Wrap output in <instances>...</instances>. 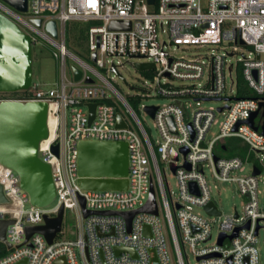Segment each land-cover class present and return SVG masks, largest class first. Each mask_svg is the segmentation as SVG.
Returning a JSON list of instances; mask_svg holds the SVG:
<instances>
[{
	"label": "built area",
	"instance_id": "2783aa9c",
	"mask_svg": "<svg viewBox=\"0 0 264 264\" xmlns=\"http://www.w3.org/2000/svg\"><path fill=\"white\" fill-rule=\"evenodd\" d=\"M0 10L29 35L32 45L35 35L50 42L56 48L53 56L61 65L58 84L43 88L32 80L31 94L0 97L47 103L48 120L51 117L53 123L48 124L47 137L39 142L38 156L50 165L55 188L51 207L32 206L16 172L0 163V184L8 199L0 203V219L14 220L6 227L5 238L11 247L0 256V264H188L187 249L195 264H261L258 236L264 231V0H27L25 13L1 4ZM33 18L41 19L40 26L31 22ZM49 20L55 21L57 37L45 28ZM68 20L100 22L87 31L88 51L90 56L95 54L97 67L118 73L124 58L153 64L146 70H157L155 93L168 100L162 105H143L149 116L145 107L155 106L151 118L158 133L156 143L118 90L66 47ZM112 21H128L129 27L110 29ZM190 48H203L204 52L190 57L177 54ZM67 57L80 65L76 66L82 71L80 79L75 80L73 75L66 78ZM86 77L92 81L85 82ZM240 79L254 97L236 96ZM108 91L123 103L130 119L116 108ZM204 100L223 103L215 108L192 107V103ZM87 103H95L91 121ZM254 112L257 114L250 125L245 121ZM116 114L125 126H117ZM218 114L223 115L222 120ZM213 125H217V132L209 135ZM229 139L245 147L241 155L226 153ZM81 140L127 143L126 176L89 177L126 179L125 189H84L79 185L77 143ZM53 145L58 146L57 155ZM160 161L176 178L175 197L164 183ZM206 168L213 184L206 177ZM221 182L235 184L242 198L241 213L235 208L228 215L220 211L211 193ZM151 187L157 214L139 211L128 223L120 213L145 205ZM209 203L215 205L218 214L206 212ZM60 207L63 214L65 209L76 211L75 239L57 237L63 232L62 224L51 243L39 232L26 239L27 226L45 224L44 214L54 217ZM215 221L216 233L210 241Z\"/></svg>",
	"mask_w": 264,
	"mask_h": 264
},
{
	"label": "water",
	"instance_id": "95a60500",
	"mask_svg": "<svg viewBox=\"0 0 264 264\" xmlns=\"http://www.w3.org/2000/svg\"><path fill=\"white\" fill-rule=\"evenodd\" d=\"M152 2V0H148ZM1 5L8 6L13 10L25 13L27 11V0H0ZM31 22L40 26L41 19L33 18ZM110 29L128 28V21H112ZM46 30L57 37V29L54 20H49L45 26ZM90 58L94 61L95 54ZM135 66L140 69L152 68V63L136 62ZM112 70H115L112 68ZM71 73L75 80L81 78L82 71L76 66H71ZM86 77L85 82H91ZM32 82V43L30 37L9 16L0 10V92H16L27 90ZM263 105V103H260ZM89 121L94 116L95 103H87ZM222 107H219L221 110ZM145 110L152 116L155 106H146ZM257 112L245 121L252 125V120ZM263 115V113H262ZM117 126H125L119 114H116ZM237 125L234 129L237 128ZM48 135L47 103L45 101H26L5 99L0 100V163L9 167L19 177L20 187L27 193L29 204L35 207L49 205L55 196V188L52 180L50 165L42 161L38 156L39 142ZM78 160L77 172L78 183L84 189H125L127 180L120 178L91 179L90 176L122 177L128 173V149L124 141H96L81 140L77 143ZM53 152L58 154V146H52ZM175 158V155H174ZM216 159V157H215ZM188 168V167H187ZM172 169H174L172 167ZM258 173V170H254ZM193 188V184H190ZM2 185L0 184V203H6ZM208 214H218L215 205L209 203L205 206ZM145 211L157 214V203L155 193L151 187L150 195L140 208L132 211L122 212L127 222L132 216ZM110 213V212H103ZM89 214V211H84ZM63 219V208L60 207L56 216L49 217L44 214L45 224L27 226L26 239L34 232H39L51 243L61 229ZM13 219H0V242L7 248L10 244L6 241L5 232L8 224ZM248 227V224H246ZM257 231V228H256ZM235 232L230 235L232 237ZM219 238V243L222 240ZM154 258V251L151 250ZM155 259V258H154ZM59 263V260L56 261Z\"/></svg>",
	"mask_w": 264,
	"mask_h": 264
},
{
	"label": "rangeland",
	"instance_id": "374dc122",
	"mask_svg": "<svg viewBox=\"0 0 264 264\" xmlns=\"http://www.w3.org/2000/svg\"><path fill=\"white\" fill-rule=\"evenodd\" d=\"M100 22L98 21H77V20H68L65 24V45L66 47L74 53L78 58L82 59L88 65L93 66L104 78H106L122 95V97L128 102L131 106L139 120L141 121L145 131L151 138L153 143H156L158 139L157 129L154 126V120L149 116L144 110L143 105H162L167 103L168 100L165 97L156 95L155 91V80L154 78L157 75L156 69H143L140 70L135 66V63L139 61L137 58H124L122 59V65L117 67V72L109 71L106 67L100 68L95 65L93 60L90 58V53L88 51V43H87V31L88 27L91 25H98ZM35 43L32 45V80L40 84V87H49L52 85H56L61 80V65L60 60L53 56V51L56 48L48 41L40 37L39 35H35ZM203 48H190L187 52H177V54L184 53L186 56L203 54ZM240 56L237 54L236 57ZM71 66L80 67L78 62L71 58L67 57L65 60V74L66 78L70 79L72 76ZM88 75L94 77L96 81L98 78L90 73L88 70L86 71ZM163 80V78H161ZM177 84V81H174ZM252 90H247L248 93H251ZM32 89L28 88L27 90H21L17 92H0V97L3 96H22L31 94ZM109 93V91H108ZM111 94V93H109ZM113 95V94H111ZM114 104L116 108L128 119H130V114L128 113L126 107L123 103L113 95ZM223 102L221 100H204L199 102V104L192 103V107L198 108H208L218 107ZM191 109V108H190ZM189 109V110H190ZM218 119L222 120L223 115L218 114ZM70 120L67 117V126H69ZM217 125H213L209 130V135H213L217 132ZM231 152L230 149H227L226 153L229 154ZM159 166L161 169V173L164 179L165 185L167 184L169 191H171V196L175 197L177 195V186H176V178L173 176L168 165L162 161L159 162ZM249 164L245 166V171L248 172ZM205 174L210 184L214 183V180L208 171L205 169ZM212 197L215 200L217 206L223 215L232 214L234 208L237 212H242V198L236 190V186L234 183H226L221 182L218 183L216 189L212 190ZM157 200L160 202L159 193L156 192ZM29 204H25V208H28ZM48 207H51L49 205ZM195 211H199V208H194ZM160 217L165 226V220L163 219V209L160 205ZM219 217V221L221 220ZM218 221V220H217ZM217 221L213 224L212 227V239L213 241L216 228ZM78 225V219L76 215V211L74 209H65L63 214V222L62 228L63 232L60 233L57 237L59 239H70L73 240L76 238V230ZM258 249L260 254L261 264H264V231L259 232L258 236ZM9 252V248L2 242H0V256ZM187 253V263L195 264V259L192 253L189 250H186ZM185 259V263H186Z\"/></svg>",
	"mask_w": 264,
	"mask_h": 264
},
{
	"label": "trees",
	"instance_id": "16d2710c",
	"mask_svg": "<svg viewBox=\"0 0 264 264\" xmlns=\"http://www.w3.org/2000/svg\"><path fill=\"white\" fill-rule=\"evenodd\" d=\"M236 96L237 97H254V94H252V93L250 94L246 91V88H245V86L241 80L240 85H239L238 89L236 90ZM52 123H53V120L50 117L49 121H48L49 126H51ZM227 145H228L227 149L231 150L229 155H233V154L241 155L245 150V147L243 145H241L240 142L236 139H229L227 141Z\"/></svg>",
	"mask_w": 264,
	"mask_h": 264
},
{
	"label": "bare ground",
	"instance_id": "6f19581e",
	"mask_svg": "<svg viewBox=\"0 0 264 264\" xmlns=\"http://www.w3.org/2000/svg\"><path fill=\"white\" fill-rule=\"evenodd\" d=\"M49 121V120H48Z\"/></svg>",
	"mask_w": 264,
	"mask_h": 264
}]
</instances>
